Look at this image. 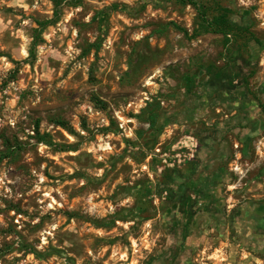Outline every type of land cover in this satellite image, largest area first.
<instances>
[{
  "label": "rangeland",
  "instance_id": "rangeland-1",
  "mask_svg": "<svg viewBox=\"0 0 264 264\" xmlns=\"http://www.w3.org/2000/svg\"><path fill=\"white\" fill-rule=\"evenodd\" d=\"M243 104L264 0H0V264H264V156L193 160Z\"/></svg>",
  "mask_w": 264,
  "mask_h": 264
},
{
  "label": "crops",
  "instance_id": "crops-1",
  "mask_svg": "<svg viewBox=\"0 0 264 264\" xmlns=\"http://www.w3.org/2000/svg\"><path fill=\"white\" fill-rule=\"evenodd\" d=\"M244 105V104H243ZM254 108H257V106L253 105V104H248V105H244L242 109L238 108L237 111H239V114L237 117H234L235 119L231 120V121H227L226 123V126L230 128H232V131L233 132V135L232 136H228L227 137V140L226 142H221V136H220V141L218 139H214L213 141V144H217L215 145V147H217V150L214 151V153L212 152L213 156H211V158H209L207 160V158L205 160L202 159L201 156H199L198 151H199V146L198 144L195 146V149H196V153H195V157L193 160H196L198 159V163L199 165H201L202 167H205L207 166L208 168L210 167H216L215 165H217V168L216 170H211L210 172H208L207 176L208 175H215V174H219V171H220V168L221 166H218V164L221 163V160L223 158H226V156L228 157L229 156V159L231 160L229 165H233V164H236V161L234 160H240V158H251L252 155L253 157H258V159H262V157L264 156V143L262 142V140H254L256 137H258V133L260 132L259 130L256 131L255 128H258L260 125H255L254 127V130H253V123H257L255 119H252L251 120V112L249 109H254ZM234 110V109H233ZM259 110V109H258ZM257 110V111H258ZM242 111V112H241ZM256 111V110H255ZM257 118V114H254ZM250 119V121H249ZM249 121V122H248ZM246 124L242 129V132L240 135H235V127H239L240 124ZM248 131V132H247ZM212 139V138H210ZM209 139V140H210ZM208 140V139H207ZM218 140V143H216V141ZM209 143V142H208ZM227 145V146H226ZM184 147H186L185 144H183ZM235 148H234V147ZM238 146H240V150L238 151ZM237 147V148H236ZM208 148H210V146L208 145ZM205 156H207L205 154ZM201 157V159H199ZM257 162L254 164L255 168L257 169V164L259 165H262L261 161L260 160H256ZM204 162L207 164V165H204ZM260 163V164H259ZM246 165L250 164L248 162L245 163ZM210 165V166H209ZM260 171V168L258 170V172L256 173L255 176H253L250 172L248 173V177L249 178H255L256 180V184H257V188H262V184H261V181L260 179H262V174L259 173ZM264 173V172H263ZM230 187V186H229ZM252 188H248L247 191H251ZM264 190V188H263ZM264 193V192H263ZM261 197V196H260ZM258 206L255 210L256 213H260V215H264L263 212H264V204L263 203H257ZM258 221H260L258 219ZM264 221V220H263Z\"/></svg>",
  "mask_w": 264,
  "mask_h": 264
},
{
  "label": "trees",
  "instance_id": "trees-1",
  "mask_svg": "<svg viewBox=\"0 0 264 264\" xmlns=\"http://www.w3.org/2000/svg\"><path fill=\"white\" fill-rule=\"evenodd\" d=\"M53 1L57 3V0H53ZM200 28H201L200 31H203V32H213V33L219 32V33L227 34L228 28H229V22L225 16H221V17L214 18L212 22L206 21V24L202 25ZM150 117H151L150 125H154L156 121L155 113L153 112V114H151ZM186 201H187V196H185V198L183 199V202H182L183 208L192 207L191 204L189 203L186 204Z\"/></svg>",
  "mask_w": 264,
  "mask_h": 264
}]
</instances>
